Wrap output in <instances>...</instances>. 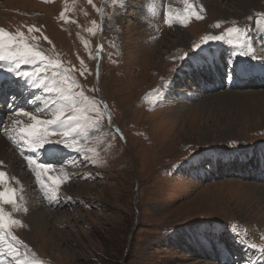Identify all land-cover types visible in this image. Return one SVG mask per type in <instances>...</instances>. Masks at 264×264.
<instances>
[{"label":"rangeland","instance_id":"374dc122","mask_svg":"<svg viewBox=\"0 0 264 264\" xmlns=\"http://www.w3.org/2000/svg\"><path fill=\"white\" fill-rule=\"evenodd\" d=\"M236 1L0 0V68L19 63L10 49L43 54L17 69L37 83L15 97L19 115L0 113L2 138L19 136L0 159V264H264V181L241 165L264 160V102L254 97L264 87L208 91L194 75L206 64L192 66L201 53L224 63L228 49L232 76L264 52V6L219 15L243 9ZM229 28L240 30L237 47ZM24 112L63 113L50 141L71 133L37 147L62 150L39 179L40 162L17 147L33 121Z\"/></svg>","mask_w":264,"mask_h":264},{"label":"bare ground","instance_id":"6f19581e","mask_svg":"<svg viewBox=\"0 0 264 264\" xmlns=\"http://www.w3.org/2000/svg\"><path fill=\"white\" fill-rule=\"evenodd\" d=\"M210 1V0H209ZM254 2H251L250 0H237L235 3L236 4H238V3H244V5H243V9H240V10H237L234 6L233 7H226V8H228V9H223V8H225V6H221V8H220V11H219V15L220 14H222V15H225V16H228V15H234V13L237 15V13H243V14H250L251 12H252V10H254V9H256L255 10V12H261V11H263V9H262V7L264 6V0H253ZM261 1V2H260ZM213 3V2H212ZM242 3V4H243ZM206 4V3H205ZM241 4V5H242ZM234 5V4H233ZM173 8V7H172ZM230 8V9H229ZM239 9V8H238ZM257 14H259V13H257ZM230 17H232V16H230ZM234 17V16H233ZM263 25L261 26V34L264 36V17H263V19L260 21ZM250 46V45H249ZM251 50V49H250ZM252 51V50H251ZM258 52V51H257ZM256 52V50H254L252 53H251V60L249 61V62H247V63H249L250 64V67L249 68H247L246 67V64H242L240 67H239V65L236 67V69L238 70V69H241V70H246L247 69V71H250V70H252L253 69V71H255L256 73H258V72H262V69H264V52H260V53H257ZM212 57H214V58H216V55L215 54H210ZM210 55H209V53H201L200 54V56H199V58H198V60L192 65V66H198V65H201L202 63L203 64H209L210 62H211V58H210ZM244 60L246 61V59L244 58ZM11 65V64H10ZM6 66H9V64H7V63H5V67H3V68H0V79L1 78H3V77H7L8 79L5 81L6 83H10L12 80H14V81H16V83H18V84H20V85H22L23 87H22V91H23V95H25L27 92H31V93H33L34 92V87H36V85H37V83L34 85V86H32L31 84H34V83H32V82H30V80H29V77H20V76H17L14 72H10V71H8L7 69H6ZM191 66V67H192ZM2 67V66H1ZM10 68H13V66L11 65V67ZM230 76V75H229ZM227 80H228V77H227ZM262 87H264V86H262ZM228 88V87H227ZM257 93H258V95H256V96H254L255 97V100H256V102H259V104L260 103H263L264 102V88H262V89H260V90H257L256 91ZM236 93H238V92H236ZM225 94H227L226 92L225 93H222V95L220 94V95H218L217 97L218 98H220V99H222L221 101L222 102H224L225 100H227V97H228V95H225ZM252 94V93H251ZM256 94V93H255ZM237 95H239V94H237ZM241 95V94H240ZM239 95V96H240ZM216 95H212V97H210L211 99L212 98H214ZM234 98V96H230L229 98ZM33 99H36V98H33ZM217 99V98H216ZM219 99V100H220ZM241 99H242V97H241ZM43 101V100H42ZM18 102H20V101H18ZM41 102V101H40ZM44 102V101H43ZM2 104H4L3 102H2ZM1 103H0V113H1V110H3L5 113H8V116L10 115V111L8 112V108L10 107V108H12L13 106H15V105H17L16 104V102L13 100V102H11L10 104L11 105H7L6 107L4 106V105H2ZM1 107H5V108H1ZM15 111H16V114H18L19 112L18 111H20V108H19V106L17 105V108L15 109ZM14 111V112H15ZM19 115V114H18ZM18 115H15V116H18ZM170 116V115H169ZM4 121V120H3ZM32 123H34V121H32V122H29L27 125H29V124H32ZM6 126H7V124H6ZM8 127V126H7ZM9 128V127H8ZM5 129V128H4ZM11 129V128H10ZM10 129H8L9 131H11ZM7 130V131H8ZM99 131V130H98ZM7 133V132H6ZM21 134H24V135H26V133H22L21 132ZM6 135V134H5ZM6 136H8V137H6V138H2V136L0 135V159H4V158H7L8 157V152H7V149H9V145L8 144H10L11 143V141L12 140H14V141H16V139L19 137H14L13 135H6ZM4 137V136H3ZM7 139H8V143H7ZM32 138L29 136V139L28 140H24V141H26L25 143L26 144H23V145H20V143L19 142H17L18 143V148H20V146L26 151V152H28V153H30L29 154V157H32L33 155H32V152H34V151H38V149L40 148V147H38V149H37V147L35 146V145H33L31 142H29L28 143V141L29 140H31ZM39 143V142H38ZM16 144V143H15ZM15 144H14V148H16L15 147ZM42 148H44V145H43V147ZM62 150L61 149H57L56 151H54V153L53 154H57V155H59L60 154V152H61ZM74 153V152H73ZM11 154V153H10ZM12 154H13V152H12ZM260 155H264V151L263 152H260L259 153ZM258 156V155H257ZM256 156V157H257ZM223 158H225V159H227V160H229V159H231L232 158V156L231 155H225V156H223ZM244 158V157H243ZM261 158H264V157H261ZM258 159V158H257ZM18 163H21L20 161L18 162ZM28 164H29V162H28ZM38 167V166H37ZM1 168V167H0ZM16 168V167H15ZM33 173V172H32ZM34 174H35V172H34ZM36 175V174H35ZM37 177V176H36ZM25 178V177H24ZM37 200V199H36ZM29 208V207H28ZM33 208V207H32ZM32 210V209H31ZM38 210V209H37ZM36 210V211H37ZM29 217H30V215H28ZM32 221H33V224H35L36 223V221L37 220H35L34 218L32 219ZM37 223H38V221H37ZM0 247H1V242H0ZM224 251V250H223ZM225 255H226V252L224 253ZM225 261H226V263L228 262V258L227 259H224Z\"/></svg>","mask_w":264,"mask_h":264},{"label":"snow or ice","instance_id":"6c2138e0","mask_svg":"<svg viewBox=\"0 0 264 264\" xmlns=\"http://www.w3.org/2000/svg\"><path fill=\"white\" fill-rule=\"evenodd\" d=\"M165 16H167V13H165ZM197 18H199V17H197ZM166 22H167V20H166ZM3 31H4L3 29H0V33H3ZM227 35L231 38L229 42H231L232 40H240V38H241L240 30L237 28L227 29ZM222 39H224L223 35L206 37L202 41V44H205L209 41H216V40H222ZM199 46L200 45H195L194 47L197 48ZM10 53H11L12 62L15 63L16 61H19V63H16L15 67L9 68V71L14 72L17 76H20V77L21 76L22 77H28L30 75V73L27 71L20 72L17 70L19 68L20 64H23V63L32 64V63H34V58H39L40 60H43V54L40 51L29 52V50L26 48L24 50H20L17 48L15 51L10 49ZM237 54L238 55H249V53H247V52H241V53H237ZM183 58L184 57H181V59H183ZM4 59H6V57L3 55H0V60H4ZM21 114L29 116V118L34 121V123L27 125V127L21 128L20 131L22 133H27L32 138L31 143L33 145H35L36 147H43V145H45L47 143H53V142L54 143H64L71 136V133H69V132H62L61 135L63 137V140L50 141L46 138L49 126H53V125L58 126V121L60 123H63V120L60 119V117L63 116V113H58V116L56 119L44 120V121L38 120L36 116L31 115L30 113L24 112ZM37 125H44V128L38 129ZM41 131H43L45 133V136L41 135ZM73 131H76V129H73ZM65 146L66 147H72V144L65 143ZM33 163H36V162L33 161ZM37 166L40 169V171L36 172V176L38 179L41 176H43L45 173L49 172L52 168V165L44 164V163H40ZM4 175H5V173L3 171H0V178H3ZM49 179L52 181L53 184L56 183L55 177L49 176ZM6 195L7 194L5 192H0V199H3ZM7 202H9V203L12 202V198L10 196H9ZM3 220H4L3 209H0V224H2Z\"/></svg>","mask_w":264,"mask_h":264}]
</instances>
